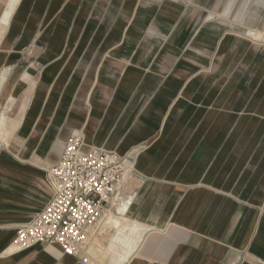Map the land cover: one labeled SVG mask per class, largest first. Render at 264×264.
<instances>
[{
    "label": "rangeland",
    "instance_id": "rangeland-1",
    "mask_svg": "<svg viewBox=\"0 0 264 264\" xmlns=\"http://www.w3.org/2000/svg\"><path fill=\"white\" fill-rule=\"evenodd\" d=\"M21 2L12 14H4L5 20L7 16L11 20L5 35H0V55L6 63L0 168L25 178H31L26 174L30 170L45 171L35 175L48 184L18 179L31 189L27 193L30 200L40 205L55 190V179L49 173L60 155L55 146L61 144L62 150L64 141L73 134L84 137L82 128H71L76 115H86L88 110L86 99L75 97V91L92 85L93 56L108 54L89 48L92 43L99 42L101 47L107 41L109 25L120 40L118 33L127 26H137L141 14L151 22L145 34L150 40L162 41L161 46L171 45L172 32L178 31L174 55L178 53L179 60L174 57L173 67L169 60L156 66L158 72L152 65L143 68V73L163 74L154 90L164 85L177 93L159 97L152 88L142 93L141 86L135 88L131 102H136L137 108L131 122L160 125L127 153H119L126 158V182L113 196L122 201L139 187L138 155L150 142L162 140L168 153H176L170 166L227 167L242 173L228 178L235 182V188L242 185L247 191L231 235L233 238L239 231L246 234L258 214L249 205L264 200V0H30L18 16ZM87 10L88 17L80 16ZM167 17L166 26L156 27V19L165 22ZM22 127L28 131L22 134ZM44 158L51 159L49 165ZM3 174L0 179L4 185L13 186L8 174Z\"/></svg>",
    "mask_w": 264,
    "mask_h": 264
},
{
    "label": "crops",
    "instance_id": "crops-1",
    "mask_svg": "<svg viewBox=\"0 0 264 264\" xmlns=\"http://www.w3.org/2000/svg\"><path fill=\"white\" fill-rule=\"evenodd\" d=\"M13 10L8 9L7 13L12 14ZM88 11L80 13V16L88 17ZM7 20L10 21L11 17L7 16ZM149 23V17L140 14L137 26H127L118 33L120 40L109 25L107 41L101 47L99 42L92 43L89 48L107 51L108 54L103 58H99L100 54L93 56L91 61L96 68L92 69V85L75 91V97L86 99L84 104H88V110L82 116L77 112L80 114L76 115L71 128H82L87 147H103L124 154L152 135L150 131L159 129V122H139L138 125L131 122V115L137 108L131 97L137 86H141V93L148 88L153 91L159 77H163L162 73H143V68L152 65L153 71H157L156 66L168 64L169 60L172 66L174 57L179 60L178 53L174 55V49L178 51L179 37L178 31L173 30L171 45L167 42L161 46L164 44L162 41L150 40L145 34L150 28ZM168 23V17L165 22L156 19V27L162 28ZM143 34L145 38L142 40ZM158 50L162 52L158 53ZM5 64L1 54L0 118L4 108ZM171 81H174L173 74ZM163 86L154 90L159 97H174L177 93L173 88L165 89ZM11 96L15 98L13 90ZM11 106L14 108L13 103ZM2 125L0 121V129H3ZM21 129L22 134L28 131L27 127ZM36 130L44 131L45 128L37 127ZM16 140L19 141V137ZM0 145H3V138H0ZM59 145L55 146L57 154L62 151L56 150ZM162 145V140L152 141L139 153V187L126 200L111 197L104 207L100 224L87 229V249L78 256L67 255L56 245L36 243L18 247L15 244L17 227L28 222L34 215L30 212H38L46 201L36 205L27 195L31 192L29 186L18 180L22 178L31 182L36 179L35 170L26 173L31 178H25L0 168V177L5 172L13 185H4L0 179V264H85L84 257L88 258L86 264H264V200L247 204L258 211L247 233L239 231L233 238L231 235L247 191H243L242 185L235 188V182L228 178L240 177L242 173L227 167L196 169L190 165L170 166L176 153H168ZM2 156L1 153L0 158ZM50 160L44 158L45 162Z\"/></svg>",
    "mask_w": 264,
    "mask_h": 264
},
{
    "label": "built area",
    "instance_id": "built-area-1",
    "mask_svg": "<svg viewBox=\"0 0 264 264\" xmlns=\"http://www.w3.org/2000/svg\"><path fill=\"white\" fill-rule=\"evenodd\" d=\"M125 162L116 151L87 147L81 134L68 137L49 170L55 190L28 222L17 227L15 244L43 243L67 255L85 253L87 229L99 222L105 205L126 182Z\"/></svg>",
    "mask_w": 264,
    "mask_h": 264
},
{
    "label": "bare ground",
    "instance_id": "bare-ground-1",
    "mask_svg": "<svg viewBox=\"0 0 264 264\" xmlns=\"http://www.w3.org/2000/svg\"><path fill=\"white\" fill-rule=\"evenodd\" d=\"M9 1V0H8ZM29 1L30 0H24V1H22L21 2V0H11V1H9V3L8 4H5L4 3V0H0V15L2 16H0V35H1V37L2 36H4L5 35V32L7 31V29H8V26L10 25V21L9 20H5V18L3 17L4 16V14L6 13V11L8 10V9H10V10H12L13 8H15L16 7V5H17V3L18 2H21L22 3V6H21V9H20V11H19V13H18V16L19 15H21L23 12H24V10L27 8V5L29 4ZM258 35V34H257ZM256 37H258V36H256ZM4 122H5V116H3L2 117V123H3V125H4ZM84 141H85V145L86 146H88V144H87V142H86V137H85V134H84ZM60 149H61V145H59L58 147H56V150L57 151H60ZM47 164L49 165L50 164V162H47ZM52 166V165H51ZM50 166V167H51ZM37 173H43V174H46L45 173V171L44 170H38V171H36ZM36 176V179L37 180H39L40 182L42 181L43 183H45V184H47V180H43V178L42 177H40V176H38V175H35ZM56 185V182L54 181V186ZM119 196V195H118ZM116 198V197H115ZM113 199V198H112ZM123 200H126V199H123ZM112 204V203H111ZM116 205V204H115ZM118 206H119V204H118ZM126 206H124V208H125ZM110 208V207H109ZM112 208H114V207H112ZM107 215V214H106ZM117 217V216H116ZM125 217V216H124ZM123 219V218H122ZM120 220V219H119ZM99 223V222H98ZM116 223L117 224H119V222H118V220H116ZM100 224V223H99ZM98 225V224H97ZM94 228H96L95 226H93ZM103 227V226H102ZM105 227V226H104ZM125 228V227H124ZM120 229H122V228H120ZM95 230V229H94ZM99 230V229H98ZM97 230V231H98ZM89 231V230H88ZM108 231V229L105 231V232H107ZM104 232V233H105ZM93 233H95V232H93ZM102 233V232H101ZM119 233V232H118ZM117 233V234H118ZM87 234V233H86ZM96 235V234H95ZM95 235H93V236H95ZM124 237V236H123ZM93 240V239H92ZM14 242H15V240H14ZM14 242H13V244H14ZM36 244V243H35ZM34 245V244H33ZM119 248V247H118ZM126 255V254H125ZM117 257H118V255H116Z\"/></svg>",
    "mask_w": 264,
    "mask_h": 264
}]
</instances>
